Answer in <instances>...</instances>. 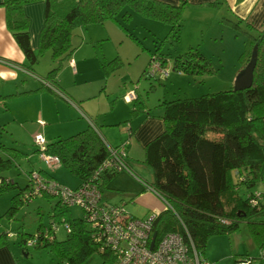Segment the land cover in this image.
Segmentation results:
<instances>
[{
  "label": "trees",
  "instance_id": "16d2710c",
  "mask_svg": "<svg viewBox=\"0 0 264 264\" xmlns=\"http://www.w3.org/2000/svg\"><path fill=\"white\" fill-rule=\"evenodd\" d=\"M32 1L35 0H3L0 4L6 10L7 27L31 66L46 51H51L53 60L59 61L42 78L46 82H42L43 88L54 93L50 85L60 88L56 77L61 62L69 58L74 50L72 36L77 27L107 20H114L123 27L122 21L132 19V12L125 10L126 7L166 22L170 25V32L160 40L154 52L160 65L164 66L167 59L160 49L171 37L173 44L179 41L184 8L188 2L44 0L45 18L40 49L35 52L29 33L30 20L24 12L25 4ZM241 22L239 20L233 25L240 27ZM246 27L244 50L239 62L242 69L250 61L255 45L258 46L252 86L243 90H235L232 86L197 97L164 101L165 128L144 148V162L154 172L153 181L145 182L172 207H165L154 222L153 230L157 232L158 240L168 232H179L188 242L191 240L202 254H205L212 236L231 234L242 222L248 223L254 243L264 251V220L251 219L257 214H264V192L257 189L259 184H264V30H255L251 25ZM198 49L194 47L175 56L174 69L189 75L213 71L208 58ZM133 106V113L144 109L145 102L141 96L137 95ZM46 151L59 156L61 165L79 178L80 185L92 181L102 193L110 179L118 173L104 171L94 177L109 151L92 125L72 136L47 143ZM23 155L16 147L0 144V172L10 169L12 159ZM15 187L18 184L11 179L0 180V192ZM28 187L29 182L19 187L18 193L12 197V206L7 212L10 217H14L20 203L28 202L23 198ZM51 221L59 225L68 223L70 232L67 237L64 240L56 237L45 240L35 247L49 248L60 264H79L95 252L114 264L111 253L101 251L99 244L93 240L84 217H73L70 208L59 200L53 206ZM43 227L41 224L38 230ZM7 233L3 232L1 236L6 238ZM20 234L24 243L33 236L26 232ZM239 256L234 257V264H262L264 259L263 252L259 256Z\"/></svg>",
  "mask_w": 264,
  "mask_h": 264
},
{
  "label": "rangeland",
  "instance_id": "374dc122",
  "mask_svg": "<svg viewBox=\"0 0 264 264\" xmlns=\"http://www.w3.org/2000/svg\"><path fill=\"white\" fill-rule=\"evenodd\" d=\"M125 10L132 12L133 17L129 22L122 21L123 27L114 20H108L107 26L110 30L107 28L109 32L103 37L99 35L92 40L88 38L83 40L77 36L74 39L73 45L82 43L81 49L75 55L80 62L78 76L74 75L71 70H64L66 65H63L59 71V75L63 72L64 82L70 83L76 94L89 97L86 104L100 109L103 113L112 114V102L116 100L114 115L122 122L116 125L117 129L114 130V135L107 136L113 142L116 140V136L120 135V130L128 127L125 119L130 117L132 104L124 100V91L126 94L130 89H135L137 93L141 94L148 109L155 113L158 108L164 107L162 104L166 100L197 97L205 93L230 89L241 70L239 56L244 50L246 37L241 28L223 20L221 11L213 10V13L217 14V18L212 14L203 21L204 24L196 22L189 14L185 17V13H183L179 41L173 44L171 37L160 49L167 59L162 68L168 71L167 76H160L159 73H153L154 65L158 63L154 52L160 40L169 34L170 25L131 11L129 7H126ZM194 47L199 48L198 50L208 58L213 71L189 75L174 69L175 56ZM50 63L49 54L43 55L36 65L37 74L43 76ZM111 65H113L112 68ZM125 85H128L129 88L126 89ZM63 100L65 101V99ZM34 104L37 105L38 100L34 101ZM113 105L115 104L113 103ZM71 107L78 112L73 105ZM34 121L38 127L36 131L30 133L27 129L29 126L23 128L22 125L25 122L21 120L14 122L10 118L8 107L0 102V144L15 147L14 140L11 138V132H14L20 143L16 147L19 150H27L31 163L34 162L33 164L38 168L42 164L45 165L38 161L33 152L36 149L34 137L40 133L47 141L45 131L42 129L46 120L35 118ZM10 124L14 126L12 129L8 127ZM5 126L8 127V130ZM102 130L106 132L104 127ZM134 152L136 153L131 155L132 160H130L134 172L130 173L124 169L116 173L104 189L101 200L124 205L128 213L145 218L151 213H149L150 210L155 212L166 206L162 199L151 190L147 189L142 192L144 183L139 178L152 182L154 172L152 167L144 162L142 148ZM12 161L13 165L10 169L0 172V180L9 177L18 184V187L0 192V233L2 231L16 232L20 228L26 233L34 235L41 224L49 225L53 215V206L58 199L56 197H36L31 201L22 202L16 209L14 217H10L7 212L12 206V197L18 193L19 187L26 186L29 181L28 171H31V164L24 157L17 156ZM45 169L52 173L59 183L69 188L75 189L80 186L79 178L65 165L54 169H47L45 166ZM257 189L264 192V184H259ZM147 192L152 194L155 199L153 208H148L139 200V197ZM133 196L135 200L131 199ZM262 200L264 202V195ZM69 208L73 217L78 218L83 215L80 206L72 205ZM251 219L264 220V214H257ZM67 234L64 224H60L56 231V238L64 240ZM19 237L17 235L11 238L10 243L13 245ZM28 250L30 253L28 256L20 251L18 253L24 264H60L56 255L49 248L31 246L28 247ZM235 253L260 255V248L252 240L247 222L240 223L239 228L231 234L212 236L205 249V256L211 264H234ZM79 264H113V262L110 259L105 260L101 254L95 252Z\"/></svg>",
  "mask_w": 264,
  "mask_h": 264
},
{
  "label": "crops",
  "instance_id": "0c3cea01",
  "mask_svg": "<svg viewBox=\"0 0 264 264\" xmlns=\"http://www.w3.org/2000/svg\"><path fill=\"white\" fill-rule=\"evenodd\" d=\"M2 1L3 0H0V3ZM160 1L173 4H179L181 2V0ZM215 3L218 4L214 5ZM213 10L221 11L223 13V20L225 22L233 24L239 20L242 21L240 23V27L238 28H241L243 31L247 29V25H251L252 27H254L255 30H264V0H188L187 5L184 8V13L185 17H187V14H189L194 18L196 22L204 24L205 22L203 21L206 20V18H208V16H211L212 14L215 18H217V14H215V12L213 13ZM24 12L30 20L29 33L32 48L35 52H39L40 34L44 25L45 18V1L35 0L25 4ZM107 21H105L104 23H95L87 26L77 27L73 32L72 43L74 39L77 38V36L78 38H83V40L87 38L92 40L93 38H97V36L99 35L103 37L107 32H109L107 28L110 30L109 26H107ZM73 47L74 50L71 56L61 62L62 64L60 66V70L62 69L63 65H66L64 70H71L74 75H77L79 73L80 62L77 60L75 55L81 49L82 43H80V45H73ZM47 53L49 54L51 63L48 65L49 67L45 71L46 73L43 76H40L36 72V65L40 62V58L43 55H47ZM0 58L10 61V63L0 61V102H3V105L5 107H8L10 118H12L14 122H17V120H21L22 122H25V124L22 125L23 128H25V126L26 128L27 126H29V128L27 129L30 133L36 131V128L38 127V125L34 121L35 118L46 120V123L42 125V129L45 131L47 143L59 138L72 136L86 129L90 125V123L81 114V111H83L89 118L94 121L102 135L112 145L117 146L123 142H127V161L133 171L130 162V160H132L131 155L135 154L136 152L134 151H138V149L140 148H142V150L144 151L146 144L152 139H154L156 136L161 134L165 128V123L163 120L164 107H162V109L158 108L157 112L154 113L153 111L148 109L145 104V107L141 112L133 113V100L127 101L124 98L126 102L132 104V108L130 110V117L128 119H125V122L128 127L120 130V135L116 136V140L114 142L110 141L107 136H109L110 134L114 135V130L117 129L116 125L122 122L120 119L115 118L114 115V106H116V100H113L114 102H112V114L103 113L100 109L94 108L92 105L86 104V100L89 97H84L82 95L76 94L71 88V84L64 82L62 77L63 72L60 75L58 72L56 77V83L65 93V96H61L57 93H54L53 91L43 88V81L41 79L28 74L24 70H32L40 78H43L53 67H55L59 63V61L53 60V58L51 57V51H46L39 56L38 62L31 66L25 56V53L17 43L13 33L7 27L6 10L1 4ZM106 60L108 59L106 58ZM100 63H102V61H100ZM15 64L18 66H22L24 69L15 67ZM103 88L105 89V85L103 86ZM125 88H129L128 85H125ZM123 94L125 95V91ZM55 95L62 99L58 98ZM139 96H141L140 93ZM63 99H65V101ZM36 100H38L37 105L34 104V101ZM73 101L76 105L73 104ZM69 103L73 105L78 110V112L73 109ZM113 103L115 105H113ZM5 127L8 130V127L12 129L14 126L10 124L8 127ZM103 127L105 128L106 132H103ZM124 133L125 136H123ZM11 135L12 140H14L13 144L15 145V147L19 146L20 143L18 139H16L14 132H11ZM37 150L38 147L36 145V149L33 152L36 154L38 161L42 163ZM21 151L24 153L22 157H24L25 160L30 162L31 170H46L43 164V167L40 166L37 168V166L33 164L34 162L31 163V158L27 150ZM49 174L53 178H55L52 173L49 172ZM7 179H9V177ZM80 183L81 181L79 180V184ZM143 188L144 189L142 190V192L147 191L145 185ZM44 198L47 197L44 196ZM139 198V200H141L142 203L145 204L148 208L155 207V199L149 192L141 195ZM131 199L135 200V197L133 196L131 197ZM163 209L164 208L155 212L160 213ZM150 212L153 213L154 211L152 212L150 210L149 213ZM42 225L45 227L47 226L44 224ZM3 232L7 231H2V233ZM16 232V235H7L6 238L1 236L2 233H0V264H24L18 256V253L22 252L26 256L30 254L28 247L31 246H27L26 243L23 242V236L20 234L25 231L23 229L18 228ZM17 235H19L20 237L17 238V240H15L12 245L10 243V239ZM262 252L264 253V251H262V249L260 248V255L262 254ZM243 254L250 255L249 253ZM239 255L241 254L235 253L233 258L235 256L240 257ZM262 261V264H264V259H262Z\"/></svg>",
  "mask_w": 264,
  "mask_h": 264
},
{
  "label": "built area",
  "instance_id": "2783aa9c",
  "mask_svg": "<svg viewBox=\"0 0 264 264\" xmlns=\"http://www.w3.org/2000/svg\"><path fill=\"white\" fill-rule=\"evenodd\" d=\"M0 61L10 63V61L3 58H0ZM15 67L24 69L16 64ZM24 71L46 83L36 73L28 69ZM153 73H159L162 76L168 75V71L162 68L159 61L155 63ZM50 87L57 94L65 96V93L57 86L50 85ZM124 98L127 101L136 99V90H129L124 95ZM73 104L76 105L74 101ZM81 114L100 133L109 151L108 157L102 162L94 177L104 171L119 172L126 169L133 173L127 161V142L117 146L110 144L94 121L83 111H81ZM34 140L38 147L39 157L46 168L54 169L59 167L61 165L60 158L46 151L47 142L43 135L40 133L36 134ZM28 177L29 187L25 191L23 198L31 201L36 197L50 195L56 197L62 205L68 207L72 205L80 206L83 210L82 216L91 230L93 240L99 244L101 251L108 250L111 253L114 257V264H211L204 254L196 249L193 242L191 240L188 242L179 232H168L160 240H158L157 236L155 244L151 248L150 243L154 232L153 225L159 213L153 212L145 218H139L128 213L124 205L103 202L101 200V190L92 181L82 183L79 187L72 189L59 183L49 174L48 170L32 169ZM139 179L143 181L148 190H151L162 199L166 208L172 209L170 203L155 188L147 184L142 178ZM59 226L56 221H51L49 225L28 238L26 245L35 246L42 244L45 240H53ZM64 226L69 233L70 225L64 223ZM7 235L14 236L16 233L8 231ZM238 264L248 263L239 262Z\"/></svg>",
  "mask_w": 264,
  "mask_h": 264
},
{
  "label": "water",
  "instance_id": "95a60500",
  "mask_svg": "<svg viewBox=\"0 0 264 264\" xmlns=\"http://www.w3.org/2000/svg\"><path fill=\"white\" fill-rule=\"evenodd\" d=\"M257 45L253 48L252 56L250 61L245 65L236 76L234 82V89L235 90H243L249 88L253 84V77H254V69L257 63ZM157 238V232L154 231L152 235V240L150 243V247L153 248L155 241Z\"/></svg>",
  "mask_w": 264,
  "mask_h": 264
}]
</instances>
